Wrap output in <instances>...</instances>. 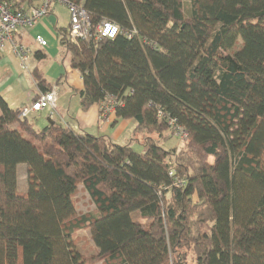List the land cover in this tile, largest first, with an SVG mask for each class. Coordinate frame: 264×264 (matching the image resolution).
<instances>
[{"label":"trees","instance_id":"trees-1","mask_svg":"<svg viewBox=\"0 0 264 264\" xmlns=\"http://www.w3.org/2000/svg\"><path fill=\"white\" fill-rule=\"evenodd\" d=\"M68 1L91 33L104 19L120 29L71 39L57 28L80 105L113 98L112 124L133 119L143 151L36 130L0 95V264H264V0ZM170 119L187 133L181 149L160 144ZM79 184L94 206L77 215ZM82 229L95 253L76 249Z\"/></svg>","mask_w":264,"mask_h":264},{"label":"crops","instance_id":"crops-1","mask_svg":"<svg viewBox=\"0 0 264 264\" xmlns=\"http://www.w3.org/2000/svg\"><path fill=\"white\" fill-rule=\"evenodd\" d=\"M68 14V9L63 3H56L49 13L42 17L33 27L27 29L22 41L32 48L33 56L30 59V74L21 69L16 58L13 60L20 70L16 72L14 64L10 62L7 55L0 53V95L13 109H20L34 100L39 93L43 92L37 86L33 72L39 73L46 80L47 89L52 84L58 88L55 111L44 109L39 112L30 113L28 120L33 124L34 129L40 130L43 127L55 123L59 126H71L74 130H80L95 136H106L114 143L126 142L136 152L143 151V146L138 139L133 138L135 121L133 119L114 120V110L108 115V121L104 124L100 121L99 104H93L87 108L80 105L78 90L82 87V78L78 71L72 69L69 64L67 51L59 45L57 28L67 27V21H61L60 16ZM40 34L47 40L44 47L38 46L33 38ZM14 55L10 49L6 50ZM36 51L44 54L39 59ZM8 67H7V66ZM27 79L24 78V74ZM18 83L21 97H12L14 83ZM5 90H9L5 93ZM52 122V123H50ZM131 139V140H130Z\"/></svg>","mask_w":264,"mask_h":264},{"label":"built area","instance_id":"built-area-1","mask_svg":"<svg viewBox=\"0 0 264 264\" xmlns=\"http://www.w3.org/2000/svg\"><path fill=\"white\" fill-rule=\"evenodd\" d=\"M17 2L18 0H0V53L9 48L18 59L19 67L28 74H30L28 61L33 56V50L22 39L27 29L33 27L42 17L47 15L56 3H63L68 8L70 13L69 37L71 39H88L91 36L95 39L99 37L112 38L120 32L115 23L104 19L96 26L95 32L91 33L88 15L83 6L68 0H23V3L19 6L16 5ZM134 33L135 31H130L127 32V35L130 37ZM33 40L40 47L47 45V40L40 34L35 35ZM57 96L58 88L55 84H52L48 90L39 93L28 105L21 107L19 116L28 118L30 113L44 109H50L51 112L55 111ZM114 105L115 101L111 97L99 104L102 124L108 121V115L114 110ZM169 123L173 125L175 134L180 139L187 138L186 131L176 124L175 119H170ZM169 174H172V170ZM174 184L180 185L181 182L175 181Z\"/></svg>","mask_w":264,"mask_h":264},{"label":"rangeland","instance_id":"rangeland-1","mask_svg":"<svg viewBox=\"0 0 264 264\" xmlns=\"http://www.w3.org/2000/svg\"><path fill=\"white\" fill-rule=\"evenodd\" d=\"M183 5H184V10H186L189 7V2L188 0H183ZM68 9V8H67ZM68 17L70 18V13L68 11V14L66 15H61L60 16V20L61 21H67ZM241 39L239 38L237 40V44L235 47H238L240 45ZM9 48H6L4 52H1L3 55H7L10 58V62L12 64H14V68L16 70L17 73L20 72V70L17 68L14 60H13V56L12 54L8 53L6 50H8ZM15 57V56H14ZM16 58V57H15ZM17 60V64H18V59ZM30 60L28 61V66H29ZM7 66V65H6ZM8 67V66H7ZM24 74V78L27 79L25 77V74L27 73H23ZM14 91L11 93L13 99H15V94L17 93V97H21L20 95V90L18 87V83L15 82L14 83ZM9 90H5V93H8ZM168 139H165L163 141H161V145L164 148H170V147H177V149H181L184 146V141L182 139H180L177 135L173 134V135H168L167 136ZM131 140V139H130ZM121 144H125L126 142H120ZM16 172H17V187L19 190L21 191H26L27 190V183H26V165L24 163H20L17 165L16 168ZM74 199H75V205H76V213L77 215L84 213V212H88L90 210L93 209V203L92 200L88 194V192L86 191V189L83 187L82 184L78 185L77 191L74 195ZM131 218L134 220H140V215L138 210L136 211H132L131 212ZM75 244H76V249H78L80 252L84 253V254H92L96 252V248L93 244V242L90 239V235H89V230L88 229H82L80 231H78L75 235ZM95 264H104V262L99 261Z\"/></svg>","mask_w":264,"mask_h":264},{"label":"water","instance_id":"water-1","mask_svg":"<svg viewBox=\"0 0 264 264\" xmlns=\"http://www.w3.org/2000/svg\"><path fill=\"white\" fill-rule=\"evenodd\" d=\"M50 123H52V122H50Z\"/></svg>","mask_w":264,"mask_h":264}]
</instances>
